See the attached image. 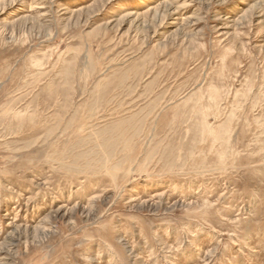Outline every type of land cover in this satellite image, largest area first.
Segmentation results:
<instances>
[{"label":"rangeland","instance_id":"rangeland-1","mask_svg":"<svg viewBox=\"0 0 264 264\" xmlns=\"http://www.w3.org/2000/svg\"><path fill=\"white\" fill-rule=\"evenodd\" d=\"M0 264H264V0H0Z\"/></svg>","mask_w":264,"mask_h":264}]
</instances>
